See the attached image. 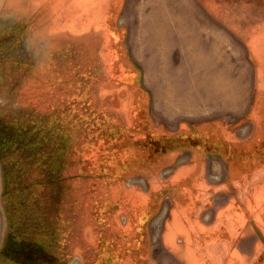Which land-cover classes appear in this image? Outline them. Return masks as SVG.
<instances>
[{
	"label": "rangeland",
	"instance_id": "rangeland-1",
	"mask_svg": "<svg viewBox=\"0 0 264 264\" xmlns=\"http://www.w3.org/2000/svg\"><path fill=\"white\" fill-rule=\"evenodd\" d=\"M52 257L264 264V0H0V264Z\"/></svg>",
	"mask_w": 264,
	"mask_h": 264
},
{
	"label": "trees",
	"instance_id": "trees-1",
	"mask_svg": "<svg viewBox=\"0 0 264 264\" xmlns=\"http://www.w3.org/2000/svg\"><path fill=\"white\" fill-rule=\"evenodd\" d=\"M15 121H11V123L12 124H14V123H16V122H18L19 121V119H14ZM54 139H56V140H58V142H62L63 141V139L62 138H52V140H54ZM32 160H33V157L31 156L30 157ZM29 159V158H28ZM29 161H30V159H29ZM56 177L58 178V182L60 183V181H61V178H62V181H63V183H64V176H60V174L59 173H52V180L53 179H56ZM61 177V178H60ZM54 184H55V186L57 187L58 185L55 183V182H53ZM59 187V186H58ZM58 187L56 188V190H58ZM13 253H15V252H13ZM59 261V260H58ZM57 261V259L56 258H53L52 257V262H56L55 264H59V262Z\"/></svg>",
	"mask_w": 264,
	"mask_h": 264
}]
</instances>
